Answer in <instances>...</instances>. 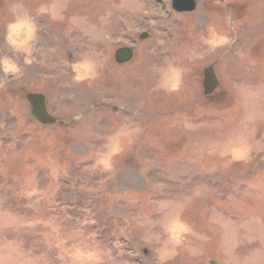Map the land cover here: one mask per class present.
Masks as SVG:
<instances>
[{"label": "rangeland", "instance_id": "1", "mask_svg": "<svg viewBox=\"0 0 264 264\" xmlns=\"http://www.w3.org/2000/svg\"><path fill=\"white\" fill-rule=\"evenodd\" d=\"M195 1L0 0V264H264V0Z\"/></svg>", "mask_w": 264, "mask_h": 264}, {"label": "water", "instance_id": "2", "mask_svg": "<svg viewBox=\"0 0 264 264\" xmlns=\"http://www.w3.org/2000/svg\"><path fill=\"white\" fill-rule=\"evenodd\" d=\"M173 1V9L179 13H192L196 10V1L195 0H172ZM132 58V51L129 49H122L116 52V61L118 64L125 63L126 61ZM205 79L203 83L205 95H209L214 93L219 83L213 72V70L207 69L205 70ZM37 98L35 95H28V100L34 108L33 114L34 116L44 124H54L56 120L50 117L42 108H39V104L37 102ZM43 102V101H42Z\"/></svg>", "mask_w": 264, "mask_h": 264}, {"label": "clouds", "instance_id": "3", "mask_svg": "<svg viewBox=\"0 0 264 264\" xmlns=\"http://www.w3.org/2000/svg\"><path fill=\"white\" fill-rule=\"evenodd\" d=\"M34 29L32 26L26 21L21 20L18 24L14 25L12 28V35L9 39L16 43L18 38H21L23 34V38L20 41V47H24L28 40L31 39L32 33ZM81 69L83 70V75H78V79H83L85 75H87L91 71V67L89 65H80L77 66V71L80 72ZM178 85V78L175 72H173L172 76L166 80V86L175 88ZM101 163H106V161H101ZM81 260L88 261V262H96L98 264L99 257L97 254L89 253L79 257Z\"/></svg>", "mask_w": 264, "mask_h": 264}, {"label": "flooded vegetation", "instance_id": "4", "mask_svg": "<svg viewBox=\"0 0 264 264\" xmlns=\"http://www.w3.org/2000/svg\"><path fill=\"white\" fill-rule=\"evenodd\" d=\"M178 13H179V12H178ZM141 37H142L143 39L146 38V37H148V33H144ZM122 49H128V48H124V47H122V48L117 49L116 52H117L118 50H122ZM116 52H115V54H114V62H115L116 64H118V62L116 61ZM132 54H133V53H132ZM210 68L213 70L214 74L216 75V73H215V69H214L213 66L208 67V68H206L205 70L210 69ZM205 70H204V73H205ZM204 75H205V74H204ZM214 92H215V91H214ZM30 95H35L36 97H37V96L40 97V99L37 98V102H38V104H39V108H42L43 111H45L50 117H52V116L49 114V112H48V110H47V107H46V97H45L44 95H42V94H30ZM42 101H43V102H42ZM30 104H31V103H30ZM31 106H32V105H31ZM32 109H33V111H34L33 106H32ZM112 109L115 110V107L113 106ZM52 118H53V117H52ZM55 120H56V119H55ZM55 123H56V122H55ZM55 123H54V124H55ZM43 124H44V123H43Z\"/></svg>", "mask_w": 264, "mask_h": 264}]
</instances>
